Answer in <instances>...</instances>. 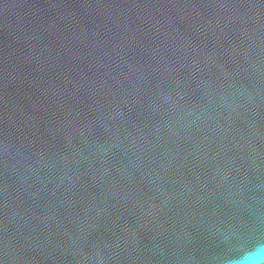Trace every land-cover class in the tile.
Returning <instances> with one entry per match:
<instances>
[{
    "label": "water",
    "instance_id": "1",
    "mask_svg": "<svg viewBox=\"0 0 264 264\" xmlns=\"http://www.w3.org/2000/svg\"><path fill=\"white\" fill-rule=\"evenodd\" d=\"M257 243L264 0H0V264Z\"/></svg>",
    "mask_w": 264,
    "mask_h": 264
},
{
    "label": "clouds",
    "instance_id": "2",
    "mask_svg": "<svg viewBox=\"0 0 264 264\" xmlns=\"http://www.w3.org/2000/svg\"><path fill=\"white\" fill-rule=\"evenodd\" d=\"M228 264H264V243H257L250 250L243 251Z\"/></svg>",
    "mask_w": 264,
    "mask_h": 264
}]
</instances>
